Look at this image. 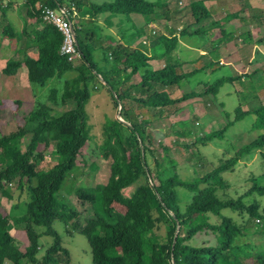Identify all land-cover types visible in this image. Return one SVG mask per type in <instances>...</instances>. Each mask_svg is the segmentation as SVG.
Returning a JSON list of instances; mask_svg holds the SVG:
<instances>
[{"label":"trees","instance_id":"obj_1","mask_svg":"<svg viewBox=\"0 0 264 264\" xmlns=\"http://www.w3.org/2000/svg\"><path fill=\"white\" fill-rule=\"evenodd\" d=\"M25 5L28 16L40 22L38 27L31 31L23 27L16 32L6 24L0 35L26 38L36 48V59H24L30 82L42 86L48 79L56 78L61 85L51 87L46 102L37 101L25 123L9 132L1 130L4 103L0 100V194L10 197L7 186L15 182L29 196L20 214L7 216L0 207V264H70V253L52 226L57 219L86 237L92 264H264V244L259 250L253 241H239L246 237L244 225L221 213L225 208L245 213V225L249 227L256 219H264L258 201L247 203L244 199L252 194L264 195V173L259 179L251 177L248 189L235 198L221 197L218 193L226 194L230 188L221 172L231 170L243 155L264 148V103L253 104L249 102L250 96L240 94L242 101L235 107L233 118L222 127L205 132L199 138L200 144L222 139L226 128L247 114L254 115L251 128L261 129L262 133L192 179H183L177 174V163L169 155L170 148L156 143L151 126L173 104L195 96H215L225 82L246 74L253 78L258 73L259 69L255 68L246 74L223 76L203 84L200 91L171 96V87L179 88L195 73L212 64L219 65L205 58L206 51L187 61L175 52L179 36H200L220 24L212 18L203 0L191 2L192 21L179 27L171 20L169 8L160 1L26 0ZM41 5L52 8L63 5L69 9L72 6L79 14L73 18L79 59L68 61L59 53L60 32L40 18ZM0 10L3 15L5 7L0 6ZM131 14L143 16V25L131 32L119 27L118 36L108 31ZM238 14V11L231 13L228 18ZM174 16L178 20L179 15ZM160 19L171 22L168 25L163 21L165 32L153 29L151 34L150 31L148 48L141 40L136 42L147 34L148 23ZM150 58H160L163 64L153 68L148 62ZM21 63L17 58L8 59L0 72L14 74ZM185 64L192 68L181 69ZM70 71L75 74L66 78L64 74ZM94 81L104 85L112 100V109L120 107V119L109 115L100 124L97 145L111 159L106 182L75 188L77 197L92 201L91 216L82 224L77 220L80 213L64 199L61 187L90 139L87 103L91 97L90 83ZM12 103L20 104L17 100ZM245 103L247 106L243 108ZM55 108L63 110L58 112ZM208 115L209 119L220 117L210 112ZM188 122L182 118L170 124L176 139L192 133ZM46 143L53 145L55 162L43 169L41 150ZM31 179L35 180L30 185ZM132 184L133 190L125 195L123 190ZM176 186L193 193L184 210L179 207ZM211 216L216 221H211ZM34 226H44V229L37 232ZM16 229L25 233L23 250L11 232ZM261 230L264 233V225ZM202 231L213 234L215 243L192 245L188 242ZM41 235L50 236L52 241L39 257Z\"/></svg>","mask_w":264,"mask_h":264},{"label":"rangeland","instance_id":"obj_2","mask_svg":"<svg viewBox=\"0 0 264 264\" xmlns=\"http://www.w3.org/2000/svg\"><path fill=\"white\" fill-rule=\"evenodd\" d=\"M95 2H104L111 0H93ZM147 1H160V3L166 4L169 8V14L175 18V14L179 17L176 21L177 26L189 23L185 20V16H189V20L192 21L191 2L194 0H147ZM258 2L260 8L264 9V0H254ZM238 3V4H237ZM253 3V2H252ZM204 6L209 10L212 18L216 21H221V13L230 11L233 7L238 8L243 15H247L244 10L245 5L248 4V0H203ZM251 4V3H249ZM264 11V10H259ZM143 17V16H142ZM144 18V17H143ZM146 18V17H145ZM184 19V20H183ZM180 20V21H179ZM182 20V21H181ZM165 21L160 19L154 22L155 25L151 27L152 30H161V25ZM187 21V22H186ZM171 23L169 20L166 21ZM153 23V22H151ZM224 26L226 23L223 24ZM263 27V26H262ZM261 33V34H260ZM257 32L256 36H264V27L262 32ZM182 40L188 41L191 44L205 43L208 47L213 43L209 42V36L203 34L200 36H183ZM232 42V41H231ZM232 44V43H231ZM264 47V41L262 42ZM230 50L235 48L230 45ZM196 54L195 51L190 50L188 52H180L177 56L182 59H192ZM236 56V54H234ZM258 58V56H257ZM150 58L148 62H152L155 67H159L161 62L158 61V65ZM254 65H250L248 73L252 68L256 67L258 73L255 77L251 78L247 76L238 77L232 82H225L218 90L215 96L208 94L202 96H195L188 100L182 101L178 104H173L165 109V116L159 120L154 121L151 126L155 134V141L160 145H165L170 148L169 155L176 163V172L183 179H192L209 171L213 166L217 165L220 161L231 156L240 146L255 139L260 133L261 129H252L251 125L254 121L253 114H247L242 119L235 121L232 125L228 126L224 131L222 139L214 138L200 144L199 138L205 133L213 129L222 127L228 119H232L234 116V109L238 106L242 100H240V94L250 96L249 102L253 104L264 103V55H260ZM192 68V65L185 64L181 69ZM179 71V69H178ZM75 74L74 71L66 72L64 75L66 78ZM237 74L233 65H218L212 64L203 71H199L188 78L179 88L176 86L171 87L169 91L171 96H180L182 93L189 91H200L203 88V84L212 83L216 79ZM102 84V83H101ZM99 81L90 83V87L93 91H98L101 85ZM61 81L59 79H52L47 81L42 86H34L33 91L36 95V99L42 103L46 102V96L51 87L59 88ZM104 86V85H101ZM104 91L93 95L96 92H92L90 101L87 103V111L90 116L91 132L90 139L82 147L80 154L77 158L76 165L66 174L61 187V193L64 199L69 202L74 210H77L80 214L77 220L80 223H87V218L92 213V201L86 199H80L75 194V188L77 186H91L95 184H103L106 182L109 175L110 156L105 150L98 147L97 143L100 140V124L109 115H116L118 106L112 109V100L110 95L106 91L105 87H102ZM246 99V103H248ZM4 104L1 114L4 118L1 123V130L3 132H9L14 130L17 126H21L25 123V118L28 112L32 109L31 103L23 105H15L11 100H8ZM242 105L247 106V104ZM210 104V105H208ZM17 109L16 113L14 109ZM178 108V109H177ZM63 108L55 109V111H62ZM219 114L220 117L209 119L208 113ZM120 119V117H118ZM182 118L189 120L188 124L192 131L190 134H186L184 137H178L171 133L170 124L178 121ZM181 124V123H180ZM176 139V140H175ZM43 159L40 163V167L43 169L49 168L55 162V155L53 152L52 143L43 144L42 147ZM189 153V154H188ZM264 173V148L260 150H252L248 154L242 156L239 162L231 169L221 172V176L230 185V188L226 190V194L218 191L221 197L235 198L243 194L250 186V178L254 177L259 179ZM35 180V179H34ZM34 180L31 179L29 184H34ZM259 182L263 183L260 179ZM10 197L0 194V207L3 213L7 216L20 214L26 206L28 201V192L26 189L20 191L16 187L15 182L8 184ZM134 188V184L126 187L123 190L125 195H128ZM175 192L179 197V207L184 210L187 202L190 201L193 193L186 190L183 187L176 186ZM247 203L257 200L259 203V209L264 215V195H249L244 198ZM159 214L163 212L158 209ZM221 213L230 216L235 221L244 225V231L246 237H242L239 241H253L257 244V248L261 250L263 248L264 233L261 230L264 225V219H256L255 222L249 227L245 225L247 215L245 213H238L230 211L225 208L221 210ZM211 221H216V218H210ZM53 228L58 232L62 245L68 249L70 253V264H92L90 246L86 237L75 231L73 228L67 226L63 220L57 219L52 224ZM37 232H42L44 226H34ZM14 233L17 244L21 250H23L26 244L25 233L16 229L11 231ZM52 238L48 235H41L39 238L40 248L37 256L43 253L44 249L51 243ZM192 245L199 244H214L215 237L211 233L206 231L198 232L192 238L188 240ZM26 264H30L26 262Z\"/></svg>","mask_w":264,"mask_h":264},{"label":"crops","instance_id":"obj_3","mask_svg":"<svg viewBox=\"0 0 264 264\" xmlns=\"http://www.w3.org/2000/svg\"><path fill=\"white\" fill-rule=\"evenodd\" d=\"M25 1L26 0H1L0 6L5 7V10L3 15H1V10H0V32L3 26L6 24H9L16 32H20L23 27H26L28 31H31L38 27L40 22H38L37 19H33L28 16L27 6L25 5ZM244 10L246 11L247 15H243L239 11V9L235 7H233L230 11L226 13L224 12L221 13L222 20L221 21L218 20V22L220 23L218 24V27H215L206 33L209 36V42L213 43L209 47L205 43L191 44L188 41L182 40V37L179 36L177 47L175 49L176 54L178 55L180 52L182 53L193 50L196 52V54L194 55V57H192V59H195L200 54H203L206 51L207 56L205 58L207 59L210 58L214 62L217 61L219 65H228V66L233 65L234 70H236V72L240 75L248 73L249 66L250 65L253 66L254 65L253 63L257 59H259L260 55H264V47L262 46V42L264 41V36L263 35L256 36L257 32L259 33L262 32V29L264 27V11H259L264 9L260 8V5L257 1L254 2V0H248V4L245 5ZM237 11L239 12L237 17L228 18L229 14L235 13ZM188 17L189 16H185V20L190 22ZM99 20L103 22L102 18H100ZM164 22H166V20ZM143 23H144V18L141 15L131 14L130 18L121 21L120 23L118 21V23L115 24L116 28L111 27L110 29H108V31H111L116 36H118L117 33L119 27H122L127 32H131L134 30V28H139L141 25H143ZM166 23L168 25H171V23L169 22ZM224 23H226L225 26L223 25ZM152 25H155V23H151V22L148 23L146 29L147 34L142 35L136 41V42L140 41L141 38H144V36L146 35L147 37L146 36L145 37L148 39V43H145V45L147 48L149 47L148 45H150V35H151L150 31ZM161 27H162L161 30L165 32V29L163 28L162 25ZM242 33L245 35L241 36L240 34ZM258 40H263V41L259 42ZM230 45L231 48L233 45L235 49L230 50L229 49ZM234 54H236V56ZM26 57L33 60L36 59L37 57L36 48L30 44L28 39L2 38L0 35V68L5 63L6 60L11 58H17L22 62L14 74L6 75L0 72V100L5 103H7L8 100L11 101L17 100L20 102L19 105L31 103L32 108H34V106L37 104V101L39 100L36 99L37 97L34 94L33 88L34 86H41V85L29 81L27 66H26V62L24 61ZM192 59L189 58L182 60L187 61ZM152 61H154L155 64H157L158 61L161 62L160 58H153ZM149 64L153 68H157L153 65L152 62L151 63L149 62ZM162 64H163V60L160 66ZM255 68L256 67L252 68V70ZM241 77L243 79V76ZM52 79L54 78H50L47 81H50ZM99 83L102 82L100 81ZM101 85L99 86L97 92L91 89L90 94L92 95L93 94L92 92H96L93 94L96 95L97 93L104 91L102 89L103 86Z\"/></svg>","mask_w":264,"mask_h":264},{"label":"built area","instance_id":"obj_4","mask_svg":"<svg viewBox=\"0 0 264 264\" xmlns=\"http://www.w3.org/2000/svg\"><path fill=\"white\" fill-rule=\"evenodd\" d=\"M1 1V0H0ZM40 18L52 24L60 32L61 42L59 53L67 58L68 61H74L80 58V53L76 46L75 33L73 27V18L79 14L75 12L73 7L69 9L66 6H57L52 8L46 5H41L39 8ZM141 41L146 43V38Z\"/></svg>","mask_w":264,"mask_h":264},{"label":"water","instance_id":"obj_5","mask_svg":"<svg viewBox=\"0 0 264 264\" xmlns=\"http://www.w3.org/2000/svg\"><path fill=\"white\" fill-rule=\"evenodd\" d=\"M119 115H120V107L118 106L115 116L118 118ZM176 229H178V226L176 227Z\"/></svg>","mask_w":264,"mask_h":264}]
</instances>
